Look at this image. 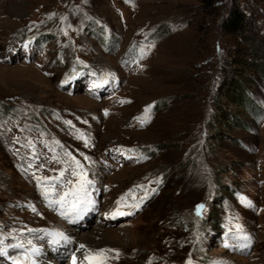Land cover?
I'll return each mask as SVG.
<instances>
[{
	"label": "rangeland",
	"instance_id": "374dc122",
	"mask_svg": "<svg viewBox=\"0 0 264 264\" xmlns=\"http://www.w3.org/2000/svg\"><path fill=\"white\" fill-rule=\"evenodd\" d=\"M234 7L245 30L224 26ZM65 153L95 181L76 224L33 178L58 175ZM126 193L134 214L111 218ZM0 238L31 239L37 264L100 249L103 264H264V0H0Z\"/></svg>",
	"mask_w": 264,
	"mask_h": 264
},
{
	"label": "snow or ice",
	"instance_id": "6c2138e0",
	"mask_svg": "<svg viewBox=\"0 0 264 264\" xmlns=\"http://www.w3.org/2000/svg\"><path fill=\"white\" fill-rule=\"evenodd\" d=\"M108 82V80H104L102 84L94 82L93 88H100L103 85L108 84ZM105 115H107V110H105ZM65 123L71 124L70 121H65ZM78 139H82L84 141L85 147L89 146V141L84 138L83 134H81ZM116 151L119 152V149ZM65 155L70 156L71 164L68 165V167L61 168L59 170L54 169V171L58 172V175L42 178L34 176L33 178L37 180V188L41 190V195L44 200L47 201V206L49 208H53V210H55L54 206H59V215L69 224H76L88 212L95 209L96 201L92 199V193L90 192V189L95 186V181L94 179L89 178V171L85 169V166L79 160H77L74 156H71L70 153H65ZM84 159L89 162V165H91L92 162L89 157L85 156ZM52 160L60 163V160L56 156H53ZM29 167H32V165L29 164ZM40 167L42 168L44 165H40ZM69 168L71 169L70 177L66 175ZM42 181L45 184L43 188H41ZM156 183H159V180H157ZM152 191L155 192L156 190L153 189ZM127 195L128 194L126 193L116 200L115 203L117 207L109 214L111 218L134 214L133 212L120 211L121 203L122 201H125ZM145 199H147L146 195L141 198V202ZM125 206L139 210L141 203L137 202ZM204 207L205 206L203 204L197 205L195 214L197 216H201ZM233 229H235V231H233ZM27 231L33 235L34 239H42L46 237L48 245L54 248L71 243L70 238L64 232H50L46 229H28ZM38 233L42 235H37ZM226 235H229L232 240L236 241V243L231 246L234 251L243 252L251 246L250 236L244 233L242 226L239 224H233L229 228ZM224 247L228 248L230 245L225 243ZM9 248L21 250L20 256H10L7 251ZM85 248L86 246L81 244L79 245L78 250ZM105 251L107 250L100 249L95 252L85 251L83 261H81L80 264H84V262H87V264H103L101 254ZM40 254L41 248L34 244L31 239L27 240L26 244L17 243L6 245L4 240L0 238V256H8V259L12 261V264H37V258ZM71 262L72 264H78L75 252L72 253ZM186 264H190V262H186Z\"/></svg>",
	"mask_w": 264,
	"mask_h": 264
},
{
	"label": "trees",
	"instance_id": "16d2710c",
	"mask_svg": "<svg viewBox=\"0 0 264 264\" xmlns=\"http://www.w3.org/2000/svg\"><path fill=\"white\" fill-rule=\"evenodd\" d=\"M218 0H200L202 6L206 9L216 10V3ZM247 19L245 14L239 9L234 7L229 11L224 22V26L228 31H242L247 27Z\"/></svg>",
	"mask_w": 264,
	"mask_h": 264
},
{
	"label": "bare ground",
	"instance_id": "6f19581e",
	"mask_svg": "<svg viewBox=\"0 0 264 264\" xmlns=\"http://www.w3.org/2000/svg\"><path fill=\"white\" fill-rule=\"evenodd\" d=\"M67 245V244H66ZM41 253H43V251H41ZM42 264V263H41Z\"/></svg>",
	"mask_w": 264,
	"mask_h": 264
}]
</instances>
